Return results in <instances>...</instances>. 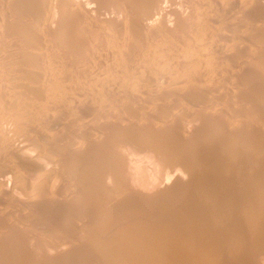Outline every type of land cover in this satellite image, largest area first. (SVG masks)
Segmentation results:
<instances>
[{
	"label": "rangeland",
	"instance_id": "obj_1",
	"mask_svg": "<svg viewBox=\"0 0 264 264\" xmlns=\"http://www.w3.org/2000/svg\"><path fill=\"white\" fill-rule=\"evenodd\" d=\"M80 1L0 0V264H151L155 218L193 220L217 264H264L242 216L264 194V5ZM149 1L168 16L145 19ZM197 42L200 71L166 80Z\"/></svg>",
	"mask_w": 264,
	"mask_h": 264
},
{
	"label": "bare ground",
	"instance_id": "obj_2",
	"mask_svg": "<svg viewBox=\"0 0 264 264\" xmlns=\"http://www.w3.org/2000/svg\"><path fill=\"white\" fill-rule=\"evenodd\" d=\"M17 1V0H16ZM67 2V4H69L70 6H77V7H82V6H84L83 5V3L80 1V0H66ZM152 1V0H151ZM151 1H149V3H148V7L149 6H151V7H147V10L145 11V16H144V18L145 19H147V20H152L153 18H156L157 16H159V18L162 16V18H164L165 16H168V13H167V11H166V9L165 8H163L160 4H162L161 3V1H156L155 3H153L152 4V2ZM245 1V3H243V5L245 6H243L241 9H244L245 10V8H246V6L248 7V6H257L258 7V5H260V4H262V5H264L262 2H264V0H244ZM103 3V2H102ZM114 3V2H113ZM151 4V5H150ZM68 5V6H69ZM39 6H43L42 5V3H40L39 4ZM87 10H89V7H88V5H85L84 6ZM83 7V8H84ZM143 7V6H142ZM145 7V6H144ZM8 8V7H7ZM72 9V8H71ZM143 9V8H142ZM247 9V8H246ZM55 10H56V12H61L60 11V7H56V8H52L51 10H50V13H48L46 10L43 12V16L45 15V16H48V15H50L51 13H53L54 14V12H55ZM144 10H142V12H143ZM109 14L112 12L111 10H109L108 9V11H107ZM120 12V11H119ZM71 13V12H70ZM247 13H250L249 11H247ZM108 14V15H109ZM111 16H113L112 15V13H111ZM42 18V17H41ZM52 18V17H51ZM113 18V17H112ZM111 21V20H110ZM115 21H116V19H115ZM99 25V24H98ZM100 26V25H99ZM79 28V27H78ZM18 29V28H17ZM27 30V29H26ZM25 34V33H24ZM253 35V34H252ZM203 38H205V37H203ZM201 40V39H200ZM206 42V41H205ZM206 46H207V44H206ZM209 46V45H208ZM204 47H205V45H204ZM210 48V47H209ZM202 49H203V46H202V43L200 42H197V44H196V46L195 47H193V51L191 52V53H187L186 55H180V56H173L171 59H170V61L168 62V64H166L165 66H163L162 68H165V70H166V68H167V70H168V75L170 74L169 72L171 71V67H175V68H178V67H180V68H183V69H185V70H187V71H191L192 73H196V72H198V71H200V67H201V65H202V62L204 61V59L206 58V53H204V52H202ZM206 50V49H205ZM229 50V49H228ZM230 51V50H229ZM228 51V52H229ZM226 52V51H225ZM227 52V53H228ZM176 55V54H175ZM208 56V55H207ZM163 58V57H162ZM165 58V57H164ZM160 58H158V60H159ZM147 60H148V58H147ZM152 60V59H151ZM155 60H157V59H155ZM168 61V60H167ZM160 62V61H159ZM145 64V63H144ZM148 64H149V62H148ZM156 64V63H155ZM154 64V65H155ZM159 63L157 62V65H158ZM161 64V63H160ZM146 65V64H145ZM156 65V66H157ZM163 65V64H162ZM148 66H150V65H148ZM156 66H155V68H156ZM154 67V66H153ZM146 68V67H145ZM149 68V69H148ZM147 69H145V71L143 72V70H142V73H146V74H151V70H150V67H148ZM157 68L158 69H160L159 68V66H157ZM174 68V69H175ZM158 69H155L154 70V72H158L157 70ZM161 70H163V69H161ZM177 72H178V69L176 70ZM162 73H163V71H161ZM160 72V73H161ZM161 73V76H163V74ZM164 76H166L165 78H166V80H171V79H175L178 75L176 74V73H173V75L174 76H172V74H170L169 75V78H168V76H167V74H166V71H164ZM157 74V73H156ZM177 76H176V75ZM151 76V75H150ZM156 78V77H155ZM164 78V77H163ZM164 78V79H165ZM162 79V78H161ZM163 79V81H162V83L165 81ZM176 80V79H175ZM140 81L142 82V80L141 79H139V78H135V79H133L132 80V88H133V90H132V92H131V96H135L136 94H137V89H139L140 90ZM147 82V81H146ZM156 82V81H155ZM160 82V81H159ZM171 82V81H170ZM173 82V81H172ZM175 82V81H174ZM165 83V82H164ZM167 83V82H166ZM172 84V83H171ZM171 84L169 85V86H171ZM174 84V83H173ZM180 85V84H179ZM178 87V86H177ZM166 89V88H165ZM168 89V88H167ZM160 92V91H159ZM166 93V92H165ZM176 93V92H175ZM179 93V92H178ZM172 94V93H171ZM171 97V96H170ZM180 98V97H179ZM183 98V97H182ZM18 108V107H17ZM167 110V109H166ZM170 110V109H169ZM157 111V110H156ZM167 117V116H166ZM163 120V119H162ZM166 127V126H165ZM172 127V126H171ZM4 132V131H3ZM172 132V131H171ZM32 134V133H31ZM158 136V135H157ZM148 138V137H147ZM152 138V137H151ZM151 138H149V139H151ZM136 139H141V138H137L136 137ZM145 140V139H144ZM173 140V139H172ZM161 142V141H160ZM154 143H155V141H154ZM165 143V142H164ZM164 143H161V145L162 144H164ZM189 143H190V141H189ZM179 144V143H178ZM155 145H156V143H155ZM165 145V144H164ZM163 145V146H164ZM167 145V144H166ZM173 145H174V142H173ZM55 146V145H54ZM143 146H144V144H143ZM143 146H142V148H143ZM162 146V147H163ZM168 146V145H167ZM172 146V145H171ZM171 146H170V148H171ZM156 148L154 145H152V144H150V145H148V142H147V144L145 145V147L143 148V149H145L146 148V150L147 151H149L150 152V154H153V155H156V157L157 156H163V157H165L166 156V152H168V151H166L165 150V148ZM141 148V147H140ZM140 148H139V150H140ZM173 148V147H172ZM167 149V148H166ZM168 150V149H167ZM143 151V150H142ZM50 152V151H49ZM173 156V155H172ZM167 158H169L168 156H167ZM171 159H172V157H170ZM169 158V159H170ZM66 159V158H65ZM125 159V158H124ZM170 159V160H171ZM165 161H167V160H165ZM169 161V160H168ZM172 161V162H171ZM171 161H169V162H167V164L166 163H164L165 164V168H166V170H169V169H171V168H177V167H182L183 166V163H180L181 161H179L178 160V162H176V161H174V160H171ZM122 164V163H121ZM28 165V164H27ZM168 165V166H167ZM141 166V165H140ZM167 166V167H166ZM198 166H199V164H198ZM202 167H203V165H201ZM226 164L225 165H223V166H221V167H219V168H222V169H225V170H230V168H226ZM146 167V166H145ZM200 167V166H199ZM198 168V167H197ZM200 169V168H199ZM150 170V169H149ZM190 169H188V170H185L184 172H186V173H189L190 171H189ZM194 170V169H193ZM202 170V169H201ZM221 170V169H220ZM134 171V170H133ZM148 171V170H147ZM222 171V170H221ZM254 171V170H253ZM141 172V171H140ZM196 171L194 170V172H192V173H195ZM257 172H259V171H254V172H252V174L254 173L255 174V177H257L258 175H261L260 174V172L259 173H257ZM191 173V172H190ZM189 173V174H190ZM198 173H200V172H198ZM146 174V173H145ZM182 174V173H181ZM254 174H253V176H254ZM31 175V174H30ZM40 176L39 175H36V174H32V178L33 179H38ZM259 177V176H258ZM193 178V177H192ZM52 180V179H51ZM185 180V179H184ZM147 182V181H146ZM2 183V182H1ZM44 185V184H43ZM1 186V185H0ZM24 187V186H23ZM145 187V186H144ZM245 187V186H244ZM2 188V187H1ZM55 188V187H54ZM3 189V188H2ZM6 189V188H5ZM254 189V191H257L256 192V194H255V192H250V193H248L249 195H250V197H246V195H245V197L246 198H248L247 199V201L248 202H246V204H247V206H246V208L244 209L243 208V215L242 216H244V218H245V221H243L244 223H247V224H251L252 226H251V228H252V230H253V235H256L258 238H261V236H262V232H264L263 231V227H262V225L259 223V221L262 219V218H264V210H263V203H264V194H263V191H262V193H260V191H261V189H259L258 187H255V188H253ZM35 190V189H34ZM44 191V190H43ZM192 191V190H191ZM148 192V191H147ZM1 193V192H0ZM4 193V192H3ZM45 193V192H44ZM149 193V192H148ZM252 193H253V195H252ZM28 194V193H27ZM26 194V195H27ZM33 194V193H32ZM247 194V196H249ZM4 195V194H3ZM216 195V194H215ZM252 195V196H251ZM22 196V195H21ZM217 196V195H216ZM216 198V197H215ZM37 199V198H36ZM218 200V199H217ZM237 203V202H236ZM168 204V203H167ZM253 204L254 205H256V207L254 206L253 207ZM249 206V207H248ZM220 207V206H219ZM169 209V208H168ZM217 210V209H216ZM219 210V209H218ZM223 210V209H222ZM233 210V209H232ZM164 211H165V209H164ZM231 211V210H230ZM21 212V211H20ZM166 212V211H165ZM167 212H169L168 210H167ZM220 212V211H219ZM233 212H234V210H233ZM239 213H240V211H238ZM238 212H237V214H238ZM189 213V212H188ZM203 213V212H202ZM235 213H236V211H235ZM166 214V213H165ZM185 214V213H184ZM200 214V213H199ZM236 214V215H237ZM191 215V214H190ZM205 215V214H204ZM230 216H232V215H230ZM238 216H240V215H238ZM241 216V217H242ZM235 217V216H234ZM171 218V217H170ZM176 218V217H175ZM243 218V219H244ZM161 219V218H160ZM160 219H158V218H155L154 219V221L156 222V227L158 228V231L159 232H161L162 231V233H161V241H158V243H156L155 244V246H154V249H155V255L156 256H154V258H155V261L154 262H150V261H148L149 263H151V264H217L216 263V261H217V251H216V249H215V246H216V244H214L215 242H213L210 238H209V236L206 234V233H204L200 228H199V226H196V225H193V224H191L190 222L191 221H193V220H191L190 222H184L183 220V222H181V221H177V219L175 220H173L172 218V220L170 219L169 221H167V220H160ZM184 219V218H183ZM251 219H253V220H255V222H252L251 223ZM228 220H231V218L230 219H228ZM219 221V220H218ZM217 221V222H218ZM193 223V222H192ZM232 223V222H231ZM44 227V226H43ZM249 227V226H248ZM212 234V233H211ZM264 234V233H263ZM109 235V234H108ZM226 235V234H225ZM146 236H148V235H146ZM227 236V235H226ZM109 237V236H108ZM224 237V236H223ZM222 237V238H223ZM252 237H254V236H252ZM264 237V236H263ZM228 238V237H227ZM216 239V238H215ZM226 239V238H225ZM261 240H263L262 238H261ZM260 240V241H261ZM205 242L204 244H202L203 242ZM259 241V240H258ZM258 241H257V243H258ZM218 242V241H217ZM224 242H226L225 240H224ZM256 242V241H255ZM104 243V242H103ZM144 243V242H143ZM147 243V242H146ZM146 243H145V245H146ZM149 243H151V242H149ZM221 243V242H220ZM219 243V244H220ZM227 243V242H226ZM264 243V242H263ZM97 244V243H96ZM262 244V243H261ZM260 244V245H261ZM104 245V244H103ZM206 245V247L204 248L203 246H205ZM224 246H225V244H223ZM249 245V244H248ZM222 247L223 248V251H224V248L225 247ZM227 246H228V244H227ZM245 246V245H244ZM262 246V245H261ZM97 247V246H96ZM218 247V246H217ZM216 247V248H217ZM233 247V246H232ZM256 247V246H255ZM137 249L139 248V247H136ZM141 248V247H140ZM220 248V247H219ZM259 248V247H258ZM218 249V248H217ZM230 249V248H229ZM260 249H262V248H260ZM129 250V249H128ZM136 251V250H135ZM178 251H180V252H178ZM182 251H188V254H187V256H186V258L184 257V258H182V256H185V253H183L184 255H180V253L182 252ZM220 251H222V250H220ZM226 251V250H225ZM230 251V250H229ZM124 252V251H123ZM126 252V251H125ZM129 252L130 251H128V253L127 254H129ZM178 252V253H177ZM221 253V252H220ZM257 253V252H256ZM105 254V253H104ZM177 254H179L178 256H177ZM236 254V253H235ZM137 255H139L138 254V252H137ZM140 255H144V254H141L140 253ZM221 255V254H220ZM131 256H133V255H131ZM180 256V257H179ZM226 256V255H225ZM129 257H130V255H129ZM141 257V256H140ZM149 257V256H148ZM153 257V255L151 256V258H149L150 260L151 259H153L152 258ZM226 257H229V256H226ZM252 257V256H251ZM262 257V256H261ZM127 259V258H126ZM126 259H124V262H125V260ZM139 259V258H138ZM147 259V258H146ZM145 259V260H146ZM219 259V258H218ZM17 260V259H16ZM121 260H123V259H121ZM132 260V259H131ZM137 260V259H136ZM142 260L144 261H142L143 263H145L146 264V261L144 260V257H142ZM220 261H221V259H219ZM223 260V259H222ZM231 260V259H230ZM152 261V260H151ZM256 261V260H255ZM3 262V261H2ZM128 263H129V261H127ZM141 262V264H143ZM241 262V261H240ZM18 263V262H17ZM138 263H140L139 261H138ZM113 264H115V263H113ZM223 264V263H222ZM261 264V263H260Z\"/></svg>",
	"mask_w": 264,
	"mask_h": 264
}]
</instances>
